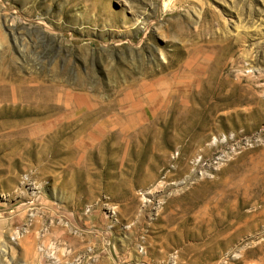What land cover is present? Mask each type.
Segmentation results:
<instances>
[{"label": "rangeland", "instance_id": "rangeland-1", "mask_svg": "<svg viewBox=\"0 0 264 264\" xmlns=\"http://www.w3.org/2000/svg\"><path fill=\"white\" fill-rule=\"evenodd\" d=\"M0 44L50 122L0 136V264H264V0H0Z\"/></svg>", "mask_w": 264, "mask_h": 264}, {"label": "bare ground", "instance_id": "bare-ground-1", "mask_svg": "<svg viewBox=\"0 0 264 264\" xmlns=\"http://www.w3.org/2000/svg\"><path fill=\"white\" fill-rule=\"evenodd\" d=\"M12 60H13V56L11 54H9V52L7 54H6V51L2 52L1 57H0V131H2V132H0V136L1 137H8V136L12 137L11 142H9V144H10L9 147H13L14 152L17 150V148H19L20 146H23L22 147V149H23L22 155L23 156H25L27 158L34 157V156L39 157L40 156L39 152H42V151L40 150V148L36 149L37 143L33 142L32 136L40 135L43 131L48 129L50 126V122L47 121L46 123H43V124L42 123H38V124L35 123L34 125H31V123L40 121L43 118V116L40 117L42 112L40 110V105L38 104L41 97L43 96V90H42L43 86L41 84L28 85L27 81L30 79L24 78V77L20 76V74H17L16 67H14L11 64ZM34 76H35V74H34ZM34 76H31V79H34L35 78ZM129 121H130V124H132V123L136 122V119L131 118ZM118 122H120V120L115 119V123H118ZM105 125H107V124L105 122H102V121L98 124L99 127H103V128L106 127ZM92 127L93 126L89 125V124L81 125L77 132L83 134L84 136L88 137V139H89L90 137H92V133L96 132V129H92ZM186 129H188V128L186 127ZM71 130H70V132H71ZM21 133H24V134L27 133L29 138L31 137L30 140L24 143V141L19 139L17 136V135H20ZM56 133H59V130ZM193 133H194V131H193ZM73 136H76L75 132H73ZM198 136H200V135H198ZM53 141H54V139H53ZM1 142H2V139H1ZM4 142H5V140H4ZM4 142L0 143V149H2V150L5 149V147H6L5 145L7 142L6 143H4ZM49 142H51V141H49ZM85 142H86V140L80 142L79 144L82 145V144H85ZM39 143H40V141H39ZM45 145H46V143H45ZM12 155H15V153H12ZM7 158H9V157H7ZM184 168H185V166H184ZM215 187H217V189L214 190V195L212 197L206 198L207 203H209L210 201H212L214 199H215V201L217 199H219L221 202L226 204L229 201L231 196L237 197L239 195V193H241L240 185L237 183H233V182L220 183V184L216 185ZM243 202L244 201L239 203V207L243 206V204H244ZM237 209H238L237 210V213H238L237 218L242 219L243 217L246 216V213L243 212L241 208L240 209L237 208ZM67 223L69 224V222H67Z\"/></svg>", "mask_w": 264, "mask_h": 264}, {"label": "built area", "instance_id": "built-area-1", "mask_svg": "<svg viewBox=\"0 0 264 264\" xmlns=\"http://www.w3.org/2000/svg\"><path fill=\"white\" fill-rule=\"evenodd\" d=\"M174 264H177V263H174Z\"/></svg>", "mask_w": 264, "mask_h": 264}]
</instances>
